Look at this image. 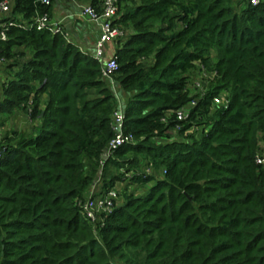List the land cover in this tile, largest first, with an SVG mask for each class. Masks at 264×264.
<instances>
[{"label": "trees", "instance_id": "obj_1", "mask_svg": "<svg viewBox=\"0 0 264 264\" xmlns=\"http://www.w3.org/2000/svg\"><path fill=\"white\" fill-rule=\"evenodd\" d=\"M9 1L0 115L30 129L0 142V264H264V0H118L112 81L64 29H36L54 0ZM119 106L133 141L103 159ZM99 177L125 188L91 222Z\"/></svg>", "mask_w": 264, "mask_h": 264}, {"label": "built area", "instance_id": "obj_2", "mask_svg": "<svg viewBox=\"0 0 264 264\" xmlns=\"http://www.w3.org/2000/svg\"><path fill=\"white\" fill-rule=\"evenodd\" d=\"M255 2V0H252ZM45 4H49L48 0H43ZM10 9L9 0H0V17ZM118 9V0H102L100 7H91L89 5L83 7L80 10V15L84 18L96 23L100 30V36L96 41L92 54L93 56L102 62L101 72L102 76L109 81H112L111 76L114 70L117 68V61L114 57H104V47L107 42H113L118 38L125 35L124 29L120 28L116 23ZM1 19V18H0ZM34 25L36 29L50 28L53 32H59L62 26L59 22L52 20L47 14L37 15L34 18ZM5 24L0 23V39L5 40L6 35L2 29ZM63 29V28H62ZM60 33H63L60 31ZM64 36L67 38V34ZM68 39V38H67ZM4 59L0 57V65H2ZM199 86V82L195 83ZM194 104V101L191 103ZM213 104L219 106H226V101L223 98L215 97ZM187 108H180L176 111V118L178 120H184L187 117ZM124 128V113L122 107H118L112 115V129L114 136L108 144V155L112 150L120 147L124 143L132 142L133 137L130 134H125ZM257 162H264V157L257 159ZM115 193L113 190L107 193H97L95 187L88 191L86 198L82 203L83 212L87 219L91 222H97L100 220L102 213L108 212L113 206V199Z\"/></svg>", "mask_w": 264, "mask_h": 264}, {"label": "crops", "instance_id": "obj_3", "mask_svg": "<svg viewBox=\"0 0 264 264\" xmlns=\"http://www.w3.org/2000/svg\"><path fill=\"white\" fill-rule=\"evenodd\" d=\"M87 2L82 0H54L51 9L52 20L59 22L67 34V38L73 41L80 49L92 53V49L100 36V30L96 23L80 15V10L87 6ZM1 18V17H0ZM1 20V19H0ZM117 42H107L104 47V57L108 58L115 52ZM14 51H21V62L29 58L31 53L24 47L14 48ZM10 61L0 65V99L2 97V84L11 76L12 70L8 67ZM45 99V97L43 98ZM11 125L21 124L23 128L30 129V120L21 110H16L10 116ZM28 123V126L26 125Z\"/></svg>", "mask_w": 264, "mask_h": 264}, {"label": "rangeland", "instance_id": "obj_4", "mask_svg": "<svg viewBox=\"0 0 264 264\" xmlns=\"http://www.w3.org/2000/svg\"><path fill=\"white\" fill-rule=\"evenodd\" d=\"M239 0H236V2H238ZM1 21V20H0ZM193 78L191 79V83H190V88L192 92H195L197 90H199L200 88H194V82L197 76H195V73H193ZM210 77V73L205 74V77ZM204 85V84H202ZM1 117H3L2 119H0V142L1 140H3L7 135H11L13 131H20V132H24L27 131V128H23V126H19L17 124L11 125V120L10 117H5L6 115H0ZM28 126V123L26 124ZM193 129L188 130L187 133H190ZM172 133V132H171ZM187 134L184 135H178V133H172V137L175 139H182V137H185ZM165 140H160L159 142H164ZM260 154L261 156L264 157V142L260 143ZM260 156V157H261ZM143 161H147V160H143ZM95 189L98 191L101 188V180L100 177L98 178V181L95 184ZM125 183L123 182H116V187L115 189H113V191H116V189L120 190L122 192V190L125 188ZM120 198V197H119ZM118 264H123L122 262H117Z\"/></svg>", "mask_w": 264, "mask_h": 264}, {"label": "water", "instance_id": "obj_5", "mask_svg": "<svg viewBox=\"0 0 264 264\" xmlns=\"http://www.w3.org/2000/svg\"><path fill=\"white\" fill-rule=\"evenodd\" d=\"M107 153H108V148H106L105 151H104V155L102 156L103 159H106L107 158V155H106Z\"/></svg>", "mask_w": 264, "mask_h": 264}]
</instances>
